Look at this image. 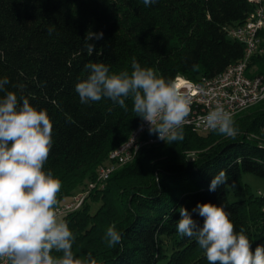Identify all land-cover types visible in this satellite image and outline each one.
<instances>
[{
  "label": "trees",
  "instance_id": "16d2710c",
  "mask_svg": "<svg viewBox=\"0 0 264 264\" xmlns=\"http://www.w3.org/2000/svg\"><path fill=\"white\" fill-rule=\"evenodd\" d=\"M253 8L248 0H158L150 6L143 0H0V80L9 81L0 99L14 92L18 102L27 98L47 112L52 147L44 171L60 181L57 205L95 178L141 120L131 97L127 111L107 98L81 103L75 85L89 75L85 65L104 63L110 74H131L135 60L171 82L177 75L213 76L243 54L224 27L241 23ZM88 32H103L90 41L92 55L84 47ZM251 63L264 74V54ZM232 119L234 138L183 126L182 141L139 148L103 188L63 215L74 255L91 253L97 264H208L195 238L177 231L179 208L202 224L192 209L203 203L223 206L253 251L264 245V192L241 178L252 173L264 179V100ZM221 170L227 183L209 191ZM89 201L99 202L93 212ZM113 226L122 241L109 246L106 233Z\"/></svg>",
  "mask_w": 264,
  "mask_h": 264
},
{
  "label": "clouds",
  "instance_id": "9594fccd",
  "mask_svg": "<svg viewBox=\"0 0 264 264\" xmlns=\"http://www.w3.org/2000/svg\"><path fill=\"white\" fill-rule=\"evenodd\" d=\"M158 0H143L145 6ZM103 38V32H88L85 50L92 55V40ZM86 79L75 85L81 103L111 100L127 111L126 98L133 101L132 111L149 125V134L171 144L184 139L183 126L190 115V99L174 82L160 78L151 68H143L133 60L132 72H109L104 63L85 65ZM9 83L0 80V91ZM206 128L229 137L236 136L232 115L216 107L202 117ZM142 126V125H141ZM52 147V123L45 110H37L27 98L18 102L14 92L0 99V262L2 264H97L88 253L77 258L73 253V233L66 222L58 219L55 207L60 181L44 164ZM227 183L221 170L212 177L209 191ZM203 218L202 224L180 207L177 231L195 238L204 250L208 264H264V245L252 243L238 233L223 206L197 204L192 209ZM109 246L120 244L122 234L109 227ZM53 252L62 253L54 256Z\"/></svg>",
  "mask_w": 264,
  "mask_h": 264
},
{
  "label": "built area",
  "instance_id": "2783aa9c",
  "mask_svg": "<svg viewBox=\"0 0 264 264\" xmlns=\"http://www.w3.org/2000/svg\"><path fill=\"white\" fill-rule=\"evenodd\" d=\"M248 1L254 8L246 18L224 27L227 37L242 44V56L213 76L200 75L193 80L177 75L172 81L190 99L191 111L184 126L194 132L211 130L205 127L202 117L216 107H223L233 117L264 100V74L254 72L256 67L251 63L253 57L264 54V0ZM148 128V123L140 120L127 139L111 150L105 162L98 166L95 178L87 181L77 194L56 205L58 217L80 208L91 191L103 188L111 173L131 161L139 148L162 142L156 134H149Z\"/></svg>",
  "mask_w": 264,
  "mask_h": 264
},
{
  "label": "rangeland",
  "instance_id": "374dc122",
  "mask_svg": "<svg viewBox=\"0 0 264 264\" xmlns=\"http://www.w3.org/2000/svg\"><path fill=\"white\" fill-rule=\"evenodd\" d=\"M250 136L252 137V135H250ZM259 144H262V142L261 143L259 142ZM188 154H190L191 156H196V153H194V152H189ZM241 178L245 182L249 183L252 186V189L255 190V192H257V191L264 192V179H262L260 177H257L255 175H253L252 173H243L242 176H241ZM84 186H85V184L84 185L77 186L76 189L73 191L72 195L73 194L75 195V194H77V192H79L82 189H84L85 188ZM84 202H85V200H84ZM89 203H90V211L91 212L95 211L96 208L99 205V202L98 201H96V202L89 201ZM62 217L63 216L58 217V219L62 220Z\"/></svg>",
  "mask_w": 264,
  "mask_h": 264
}]
</instances>
